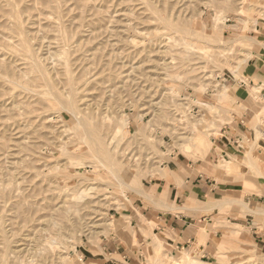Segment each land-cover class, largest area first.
<instances>
[{
  "label": "rangeland",
  "instance_id": "1",
  "mask_svg": "<svg viewBox=\"0 0 264 264\" xmlns=\"http://www.w3.org/2000/svg\"><path fill=\"white\" fill-rule=\"evenodd\" d=\"M159 14L186 23L194 35L169 32ZM261 23L264 0H0V263L76 264L83 248L95 253L104 238L116 240L108 225L118 224L115 211L144 197L118 185L112 173L148 192L151 182L169 174L172 159L208 165L212 139L244 113L229 82L239 79L241 61L257 42L246 38ZM34 64L53 92H72L83 127L69 111L48 104ZM252 90L259 139L264 97ZM88 127L104 135L108 148L113 132L124 131L112 159L104 152L94 156L82 131ZM242 163L249 170L243 193L264 195L255 183L264 184V147L249 148ZM216 166L239 172L232 160ZM241 206L264 218L261 206ZM150 225L145 237L152 241L138 246L139 264H182L184 251L201 264H264L249 241L245 250L234 240L216 246L208 260L158 243ZM224 227L222 236L241 229Z\"/></svg>",
  "mask_w": 264,
  "mask_h": 264
},
{
  "label": "crops",
  "instance_id": "2",
  "mask_svg": "<svg viewBox=\"0 0 264 264\" xmlns=\"http://www.w3.org/2000/svg\"><path fill=\"white\" fill-rule=\"evenodd\" d=\"M252 34L255 36L250 37L258 45H253L239 79L229 82L231 97L238 109L244 105V113L239 118L233 115L222 125L218 137L212 139L214 149L208 165L172 159L166 165L169 174L148 186L149 199L127 200L121 213L115 211L118 224L111 220V229L116 240L112 234L109 240L104 238L102 247L95 253L89 247L83 248L76 264H139L141 250L138 246L152 241L151 237H145L151 229L150 224L155 227L152 229L153 236L167 246L176 250L198 251L202 254L201 258L208 260L216 253V246L225 247L231 240L241 250H245V241H249L254 245L256 255L264 254V218L256 219L241 206L248 204L253 208H257L256 205L264 208V195H245L242 186L243 176L249 174L242 158L249 148L264 147V130L259 139H256L254 130L258 123L253 111L258 102L251 101L254 100L251 98L254 88L264 97V23L257 24L256 33ZM221 159L235 161L239 172L229 175L217 167ZM255 183L258 189L264 191V184L259 179H255ZM232 201L234 203L230 204ZM220 202L224 203L220 208L213 207ZM204 208L212 210L209 212ZM224 223L240 226L241 229L238 233L227 231L222 236ZM198 241L204 244H198ZM183 253L190 254L184 251L181 255Z\"/></svg>",
  "mask_w": 264,
  "mask_h": 264
},
{
  "label": "bare ground",
  "instance_id": "3",
  "mask_svg": "<svg viewBox=\"0 0 264 264\" xmlns=\"http://www.w3.org/2000/svg\"><path fill=\"white\" fill-rule=\"evenodd\" d=\"M148 4V3H147ZM35 6V5H34ZM158 18H159V21L165 26V28H167L168 30H169V32H171V33H180L181 35H186L188 38H190L192 35H194V31H192V29H190L189 28V26L186 24V23H173V22H170V21H168L162 14H159L158 15ZM218 20H222V19H220V18H218ZM20 31V30H19ZM184 37V36H183ZM245 38V37H244ZM246 39H248V40H251V39H253V38H246ZM130 41V40H129ZM253 41H256V40H251V42H253ZM7 42V41H6ZM25 43V42H24ZM254 44H255V42H254ZM256 44H257V42H256ZM15 47V46H14ZM25 47V52H26V54L29 56V57H31V58H33L34 59V55L32 56V54H31V50L29 49V46H24ZM15 48H17V47H15ZM250 56H251V52L250 53H247L246 54V60H248L249 58H250ZM26 57V56H25ZM246 60L244 59V60H242L241 62L242 63H244V62H246ZM35 62V61H34ZM34 62H32V63H34ZM240 66H237L236 67V71H237V69L239 68ZM34 68H35V70L38 72V73H40V75L42 76V79H43V81H44V83H45V87L47 88V92L46 93H48L49 94V103L48 104H50L51 103V107H58V108H60V109H65V110H67V111H69V113H71V115L73 114L75 117H76V119H77V127L79 128V127H81V125H82V127H83V118L81 117V115H79L77 112H76V110H75V106H74V102H73V100H72V96H70V95H72V92L70 93V95H69V97H63V96H61V95H59V94H57L58 92H56V91H52V89H51V87L48 85V83H47V81H46V78L44 77V75L42 74L43 72H42V68H40V66L38 65V64H34ZM32 69V68H31ZM239 70V69H238ZM37 75V74H36ZM70 77V76H69ZM69 80V79H68ZM79 80V79H78ZM12 81V80H11ZM19 81V80H18ZM28 82V81H27ZM12 83V82H11ZM18 83H20V82H18ZM68 83H69V81H68ZM23 84V83H22ZM13 85V84H12ZM16 85V84H15ZM14 85V86H15ZM30 85V84H29ZM16 86H20L19 84L18 85H16ZM22 86V85H21ZM24 86V88H27V86L25 87V85H23ZM23 86L21 87V88H23ZM69 86H71V85H69ZM34 88V87H33ZM70 89V88H69ZM72 90V89H71ZM252 91H254V90H252ZM43 92V91H42ZM254 94H255V92H253ZM254 94H253V96H254ZM256 95V94H255ZM48 96V95H47ZM251 98H253L254 99V97H252L251 96ZM261 100H264V98L263 99H261ZM47 101V102H48ZM47 104V103H46ZM263 104H264V102H263ZM50 107V108H51ZM86 126H88L87 124H85V127ZM83 132H85L84 133V136L86 137V139L89 141V143H91V145H92V147H93V149H94V151L96 152V154H94V156L96 157V158H98V153H102V152H104L103 154H105V155H107V156H109L110 157V154L109 153H111V149H113V150H115L116 148H118V144H120V140H122L121 138H122V136H123V130L122 131H120L119 129H116L114 132H113V135L110 137L111 138V142H110V144H109V146H110V148H108V146H107V144L104 142V138H103V134L100 132V131H96V130H93V129H91V128H89L88 127V129L86 130L85 128H84V130H82ZM207 146V145H206ZM190 148H192V146L191 145H189V146H185V147H182V151L183 152H185L186 153V150H188V149H190ZM207 151V150H206ZM81 152V151H80ZM107 153V154H106ZM127 155H129V154H127ZM93 156V157H94ZM108 158V157H107ZM111 158V157H110ZM112 159V158H111ZM109 160V159H108ZM105 161V160H104ZM106 162V161H105ZM109 162V161H108ZM107 163V162H106ZM109 165H110V167H109V170H111L112 172H114L115 170H114V166L111 164V163H109ZM108 165V166H109ZM117 171V170H116ZM110 172V171H109ZM112 172H110V174L112 173ZM112 175H113V177H115V178H113V179H116L117 180V182H118V185H122V186H126V187H128V188H131L134 192H136V194L138 195V196H140V197H145V198H148L149 199V195H148V193L147 192H145L141 187H138V188H134L133 186H131V185H129V184H126V180L124 181L123 179H121V178H118V177H116V175H115V173L113 174L112 173ZM115 175V176H114ZM120 177V176H119ZM122 195V194H121ZM123 196V195H122ZM241 203V202H240ZM222 204H224V203H221L220 202V204L218 203V204H216L215 206H213V207H217V208H219ZM242 204V203H241ZM244 205V204H243ZM216 208V209H217ZM205 210H208L209 212L212 210V208H209V209H207V208H204ZM1 217V216H0ZM0 220H1V218H0ZM109 226H111V222L108 224ZM50 229V228H49ZM55 236H56V234H55ZM156 240H157V242L159 243V239L158 238H156ZM160 246V245H159ZM168 255L170 256V257H172V259L173 258H175V257H173L172 255H171V253H168ZM180 259V258H179ZM179 259H177V260H179ZM181 262H182V264H201L200 262H197L196 260H193L191 257H190V254L189 253H183V257H181ZM0 264H3V263H0Z\"/></svg>",
  "mask_w": 264,
  "mask_h": 264
}]
</instances>
